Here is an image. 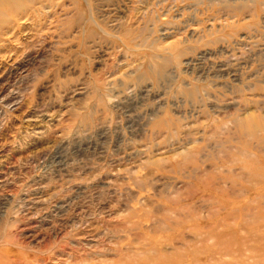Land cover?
<instances>
[{
    "label": "rangeland",
    "instance_id": "374dc122",
    "mask_svg": "<svg viewBox=\"0 0 264 264\" xmlns=\"http://www.w3.org/2000/svg\"><path fill=\"white\" fill-rule=\"evenodd\" d=\"M0 264H264V0H0Z\"/></svg>",
    "mask_w": 264,
    "mask_h": 264
}]
</instances>
